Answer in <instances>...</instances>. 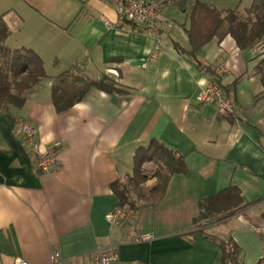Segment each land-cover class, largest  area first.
I'll return each instance as SVG.
<instances>
[{
	"label": "crops",
	"instance_id": "1",
	"mask_svg": "<svg viewBox=\"0 0 264 264\" xmlns=\"http://www.w3.org/2000/svg\"><path fill=\"white\" fill-rule=\"evenodd\" d=\"M190 8V0L165 6L159 39L119 21L112 0H0L11 31L6 45L38 52L48 76L13 114L36 125L43 150L58 153L57 167L42 172L15 121L0 112V264H48L53 249L72 264H93L99 248L139 264H222L215 236L236 241L242 264L264 258L256 231L264 223V85L253 73L262 51L241 50L227 36L193 58ZM219 62L227 64L221 84L240 116L196 99L209 80L205 66ZM64 72L80 82L107 76L125 92L90 87L59 113L52 85ZM152 139L183 155L185 172L171 177L157 203L141 206L132 224L112 225L111 185L133 173L136 149ZM154 180L148 176L145 186ZM229 186L241 190L246 207L210 235L197 231L201 198ZM141 234L154 238L135 241Z\"/></svg>",
	"mask_w": 264,
	"mask_h": 264
},
{
	"label": "trees",
	"instance_id": "2",
	"mask_svg": "<svg viewBox=\"0 0 264 264\" xmlns=\"http://www.w3.org/2000/svg\"><path fill=\"white\" fill-rule=\"evenodd\" d=\"M190 7V26L187 29L190 56L196 58L197 51L214 38L223 40L227 36H231L241 50L262 45L261 58L253 73L261 75L264 85V0H253L245 10L238 7L217 9L201 0H190ZM10 33L4 14L0 12V112L14 120L17 125L13 109H21L26 102L27 93L48 76L44 60L38 52L26 47L12 49L6 45ZM202 68L204 69L203 65ZM205 69L210 74L214 73L212 66H205ZM69 76V73H62L55 78L52 85V104L59 113L79 103L90 87H97L108 93L125 92L107 76L97 81L81 82ZM223 89L229 94L228 87L223 86ZM147 162L156 168L152 175L156 181L148 193L143 188L148 179L145 171ZM184 172V156L152 139L147 145L136 149L133 173L125 180L111 185L117 199L116 206L137 211L141 206L155 204L165 194L171 177L175 173ZM246 205L237 186L226 187L214 195L201 198L194 227L206 236L210 235L208 231L215 223L229 219ZM215 237L213 240L222 249V264H242L239 258L240 247L236 241L232 237ZM258 264H264V258Z\"/></svg>",
	"mask_w": 264,
	"mask_h": 264
},
{
	"label": "built area",
	"instance_id": "3",
	"mask_svg": "<svg viewBox=\"0 0 264 264\" xmlns=\"http://www.w3.org/2000/svg\"><path fill=\"white\" fill-rule=\"evenodd\" d=\"M115 4L117 15L122 22H128L132 26L141 28L144 32L153 33L162 39L164 32L160 28L162 10L174 0H112ZM170 22V21H169ZM172 23L169 24V27ZM262 51L263 46H257ZM79 66V63L75 65ZM226 62H219L214 67V73L209 76L208 83L201 88L196 99L200 103L213 104L220 113L225 115L240 116L241 111L236 102L228 95L220 78L227 72ZM16 132L32 154L38 168L42 172H51L58 165V156L55 151L43 150L39 141L38 128L29 118L17 120ZM136 211L116 206L107 215L106 219L112 225H130L134 222ZM256 231L264 236V223L256 228ZM153 234H141L135 237V241H149ZM12 264H27L22 258H17ZM48 264H72L66 260L59 249H53ZM93 264H139L134 261H124L117 250L113 248H99L93 258Z\"/></svg>",
	"mask_w": 264,
	"mask_h": 264
},
{
	"label": "rangeland",
	"instance_id": "4",
	"mask_svg": "<svg viewBox=\"0 0 264 264\" xmlns=\"http://www.w3.org/2000/svg\"><path fill=\"white\" fill-rule=\"evenodd\" d=\"M175 1V0H174ZM173 1V2H174ZM202 2H212V3H216V5H217V8L218 9H222V8H236V7H238V8H240L241 10H245L246 8H248L251 4H252V2H253V0H201ZM118 16V15H117ZM119 18V17H118ZM119 21H120V19H119ZM211 75V74H210ZM222 78V77H221ZM220 78V79H221ZM220 83H221V81H220ZM155 167L153 166V165H151V166H149V167H147L146 166V169H145V171H146V174L148 175V176H152L153 174H154V171H155ZM155 182V180L154 181H152V183L151 184H153ZM147 185V186H145V184H144V186H143V188H144V192H146V193H148V190L153 186V185Z\"/></svg>",
	"mask_w": 264,
	"mask_h": 264
}]
</instances>
